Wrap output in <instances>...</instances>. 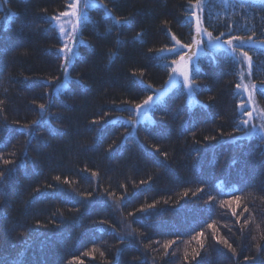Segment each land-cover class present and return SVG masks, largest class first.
Wrapping results in <instances>:
<instances>
[{"label":"trees","instance_id":"16d2710c","mask_svg":"<svg viewBox=\"0 0 264 264\" xmlns=\"http://www.w3.org/2000/svg\"><path fill=\"white\" fill-rule=\"evenodd\" d=\"M71 2L0 0V264H264V135L241 123V61L205 42L196 102L178 84L134 128L129 109L192 43L196 0H81L66 62L52 17ZM202 12L220 41L252 37L237 48L264 110V0Z\"/></svg>","mask_w":264,"mask_h":264},{"label":"snow or ice","instance_id":"6c2138e0","mask_svg":"<svg viewBox=\"0 0 264 264\" xmlns=\"http://www.w3.org/2000/svg\"><path fill=\"white\" fill-rule=\"evenodd\" d=\"M201 2V0H196V4L199 5ZM79 4H80V0H73V2L69 3L68 7L70 9V11H62L59 13V16H54L52 17L53 20H56V21H59L61 17H64V16H68L70 18H76V22L75 23H72V30H71V34H69L68 32H66L65 28L63 25H60V33L62 36L64 37H67L68 40H73L74 39V34L75 32L78 30V27H79ZM85 7H87V5H85ZM193 16H196V13H192ZM71 22V20L69 21ZM122 21L121 20H117L116 23H121ZM196 32L198 34H205L209 37V42H211V40L213 39V36H212V33L211 32H208L207 29H202L201 26H200V20H199V17L197 16L196 17ZM221 35H223L221 33ZM173 39H175V37H173ZM216 41H219V37H215L214 38ZM252 39L251 36H248V37H241V36H233L231 37L230 39L222 42L221 44H219L218 46L219 47H224L225 45L229 46V47H232V44H233V40H236V41H239L240 42V45L242 46L243 43L247 40V41H250ZM176 43L179 45L180 44V41L177 40ZM201 43V41H198L196 40L195 37L192 38V44H184V45H181V47H185V48H192L193 45H196V46H199V44ZM169 51H174V49H169ZM232 51L235 52L236 51V48H232ZM59 52L61 55L64 56V59L66 62L69 61V55L70 53H72V48L68 47V44L67 42H65L64 46L61 47L59 49ZM193 55H195V53H193ZM241 55L247 59L248 63H249V68H251V57L248 56V53L247 52H242ZM191 61V56H188L187 60H185V56L184 55H181L180 56V60L178 61H173L174 64L178 65V67H175V68H172V72L173 73H179L180 76H183V79H184V86L186 88H188L189 90V93L193 92L195 89H194V81L191 79V69L189 67V63ZM181 62H183V67H179V65H181ZM197 70H198V67H197ZM67 73V69H65V74ZM174 79V77H170V80ZM150 88V86H148ZM255 87V86H253ZM262 87H264V85H262ZM237 88L239 89L240 88V85H237ZM244 91H248V88L245 87L244 88ZM251 95V93H249ZM160 95L163 96L165 95V92H160ZM0 104H3V101H0ZM154 104H155V101L153 99V96L152 95H148L146 97V99L143 100L142 103L140 104H135L134 106V109H129V111H135L138 115H143L144 114V110L145 108L147 107L148 109H152L154 107ZM40 109H44L45 108V105L44 104H40L39 105ZM242 108H244V106H242ZM244 114L247 115L249 118L252 117L253 113L250 112V111H247L246 108L244 109ZM130 121L133 123V125H135L136 121L135 120H132L131 117L129 118ZM150 119V118H149ZM261 119L264 120V110H261ZM47 122V121H45ZM33 124H36L37 121H33L32 122ZM242 124L244 125H247L250 123V119L249 120H243L241 122ZM240 125L238 124L237 127H239ZM25 130L27 131L29 126L28 125H25ZM253 128H255V126H253ZM261 129L264 130V124L261 125ZM0 159H2V157H0ZM3 163L5 165H8L10 163H12V161L10 160H7V159H4L3 160ZM5 175V173L3 171H0V177H3ZM93 175H95V173H93ZM57 180L60 179L59 176L56 177ZM185 195H187V193H185ZM240 197L237 196L236 197V201H239ZM223 203V202H222ZM231 203V202H229ZM149 207H151V205H149ZM248 211V208L245 207L244 208V212H247ZM232 215H236V212L235 210H233L232 212ZM245 223H249V221H245ZM208 227L209 228H213V224H208ZM257 228H259V225H256ZM202 235V233H201ZM193 240H197L198 243H200L198 237L194 236L192 238ZM261 239L264 240V235L261 236ZM171 242L169 243H166L164 245L165 249H167V247L169 246ZM223 243L229 248L231 249V251L233 253L236 252V249L232 247L231 244H229L226 240L223 241ZM200 247L203 248L204 245L203 243H200ZM195 252V254L198 256L199 255V251L197 250H193ZM101 256L104 255L103 252L100 253ZM195 258V257H193ZM185 259H187V252L185 253Z\"/></svg>","mask_w":264,"mask_h":264},{"label":"rangeland","instance_id":"374dc122","mask_svg":"<svg viewBox=\"0 0 264 264\" xmlns=\"http://www.w3.org/2000/svg\"><path fill=\"white\" fill-rule=\"evenodd\" d=\"M206 0H201L200 4L196 6V9L194 11V13H196V16H193L194 19V28H195V34L194 37L196 38V40L201 41V43L199 44V46L193 45L192 48H184L185 49V60H187L188 56H191V61L189 63V67L190 69H192L193 65L196 63V59L199 56V54L203 51V45L205 42H207L208 44H210L211 46H215V47H219L218 45L221 44L222 42L226 41V40H222V41H216L213 37V39L211 40V42H209V37L205 34H198L196 32V17H199L200 20V26L202 29H206L203 23V12H202V8H203V4L205 3ZM84 8L83 3L80 0V4H79V13L81 14L82 10ZM62 19L59 22L60 25H63L66 32H68L69 34H71V30H72V23L76 22V18H70L68 16L65 17H61ZM71 20V22H69ZM79 22H80V15H79ZM78 31V30H77ZM77 31L74 34V39L69 41V47L72 48V53L68 54L69 56L73 55V52L75 51V43H76V35H77ZM192 44V43H191ZM240 45L239 41L233 40V44L232 47H229L227 45H225L223 48L228 49L232 54H234V56H236L242 63L243 69H244V84L241 87L242 93L244 94L245 97H247L248 99V104H250V108L248 111L252 112L253 115L251 118H249L248 116H246L245 120H249L250 119V123L248 124L249 127L247 128L248 131L246 133V135L248 136H252L254 134L258 133H262V135H264V130L261 129V125L264 124V120L261 119V109L259 106V103L256 99L255 96V87L258 86V83H254L251 79V76L248 75V61L246 58H244L241 53L244 52L241 49H238L237 46ZM232 48H236V51L233 52ZM193 53H195V55H193ZM180 60V59H178ZM177 60V61H178ZM175 67H178V65H175ZM179 67H183V62H181V65H179ZM171 77H174V79L170 80L168 82V84L166 85L165 88H162L160 90H157L152 96L155 102L161 100L164 96H166L169 92H171L175 86H177L178 84H183L184 85V79L183 76H180L179 73H173V75ZM252 82H251V81ZM255 86V87H253ZM185 87V86H184ZM247 87L248 91H244V88ZM185 89L188 92L189 95V102L191 103V105H193L196 102V97L194 96V92L189 93L188 88L185 87ZM160 92H165V95L161 96ZM251 93V95L249 94ZM149 111L150 109H148L147 107L144 110V114L143 115H138L136 113V123L134 125V128L136 127L138 122H141L139 120L143 119V117L145 116H149ZM253 126H255V128H253Z\"/></svg>","mask_w":264,"mask_h":264}]
</instances>
